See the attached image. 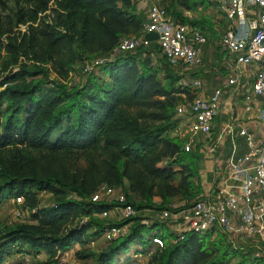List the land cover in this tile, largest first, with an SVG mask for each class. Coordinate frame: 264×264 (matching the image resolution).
Here are the masks:
<instances>
[{"label": "trees", "instance_id": "1", "mask_svg": "<svg viewBox=\"0 0 264 264\" xmlns=\"http://www.w3.org/2000/svg\"><path fill=\"white\" fill-rule=\"evenodd\" d=\"M23 1L31 8L19 11L18 23H27L20 40L0 41V56L2 51L8 55L3 70L17 66L0 75V202L21 196L30 220L3 229L0 264H9L4 257L13 253L46 255L55 262L73 244L80 246L77 258L95 264H126L138 253L147 257L146 264H248L249 252L234 247L217 228L190 231L168 243L156 229L163 223L144 224L138 216L88 220L117 205L90 200L101 184L120 186L137 208L158 210L172 198L190 202L201 197L199 155L185 151L183 141L171 135L180 121L175 107L181 96L190 100L195 95L181 83L191 77L177 73L161 55L144 64L153 51L139 47L87 70L83 83L48 80L50 71L65 77L77 59L92 63L104 57L121 37L139 34L144 22L133 0ZM52 2L53 19L37 21ZM163 2L175 21L214 32L206 19H189L174 10L190 8V0ZM153 49L159 53L156 45ZM21 55L29 63L20 61ZM80 158L84 164L77 163ZM41 191L52 195L50 204L40 205ZM124 224L128 232L106 239L100 252L84 247L93 236ZM145 233L151 244L136 248ZM157 233L165 240L163 247L152 243ZM250 264H264V256Z\"/></svg>", "mask_w": 264, "mask_h": 264}, {"label": "built area", "instance_id": "2", "mask_svg": "<svg viewBox=\"0 0 264 264\" xmlns=\"http://www.w3.org/2000/svg\"><path fill=\"white\" fill-rule=\"evenodd\" d=\"M214 2L235 26L220 35L221 48L235 56L238 65L254 63L257 66L252 84L253 95L264 104V0H208ZM148 31L158 34L155 41L147 40L144 35ZM206 37L197 27L188 23L175 21L166 8L152 2L148 6L147 20L139 34L125 35L104 57L96 58L86 70L100 65L108 59L136 48L150 49L155 44L159 54L169 62H179L185 67L199 66L202 62L200 46ZM155 61L153 52L149 55ZM194 90L190 100L176 105V114L180 118L176 128V137L183 141V149L192 151L193 133L210 136L213 122L219 113L222 87L215 88L210 95L199 93L203 89L200 77H193L185 82ZM237 83V75L229 77L224 86ZM250 99V96H246ZM191 123L187 129L186 124ZM189 133H191L189 135ZM245 143V152L227 163V174L221 179L210 194L190 202H185L180 209L173 205L155 210V217L161 223L171 227L169 232L182 240L187 232L202 234L210 228H218L230 234L240 232L245 236H257L264 240V135L257 139L241 128L238 131ZM216 142L209 148L213 152ZM22 197L13 198L16 203ZM92 202L116 203L111 209H105L99 217L105 218L116 214L118 219L140 217V222L151 224L145 216L150 209L137 208L127 202L125 194L114 186L99 185L90 195ZM115 210V211H113ZM129 224L120 227L111 226L102 235L105 239L126 234ZM152 243L163 247L165 240L159 233L152 238ZM24 258L27 255L24 254ZM143 264L139 254H133L129 263Z\"/></svg>", "mask_w": 264, "mask_h": 264}, {"label": "crops", "instance_id": "3", "mask_svg": "<svg viewBox=\"0 0 264 264\" xmlns=\"http://www.w3.org/2000/svg\"><path fill=\"white\" fill-rule=\"evenodd\" d=\"M150 3H152L150 0H133L135 12L141 16L143 22L147 20ZM212 27L214 29V32H211L212 37L207 31L203 32L206 41L200 46L201 64L192 67L183 65V69H176L186 78L200 77L203 89L199 93L203 96H208L215 88L223 86L219 113L213 122L211 135L193 133L191 137L193 150L199 155L198 166L203 196L210 194L212 185L217 186L226 176L227 163L245 152V143L238 131L243 128L257 139L264 135V104L260 98L253 95L252 90L257 66L254 63L238 65L235 56L221 48L219 39L223 32H220L216 22L213 21ZM222 27L224 28V25ZM170 63L173 67L181 64ZM234 74L237 75V83L224 86L225 80ZM246 96H250V99H246ZM186 128H191V123L186 124ZM214 142L216 145L213 152H210L209 148ZM208 175L210 179H207ZM136 248L141 246L136 245Z\"/></svg>", "mask_w": 264, "mask_h": 264}, {"label": "rangeland", "instance_id": "4", "mask_svg": "<svg viewBox=\"0 0 264 264\" xmlns=\"http://www.w3.org/2000/svg\"><path fill=\"white\" fill-rule=\"evenodd\" d=\"M151 2L158 3L160 5L164 6L163 0H150ZM191 7H181V6H175L174 10L176 12H179L180 14L187 16L189 19H198V18H204L208 21V24L212 27L213 21L216 22V25L220 28V32H224L228 29H231L235 26L234 23H230L226 20L224 13L218 8V6L214 2H209L208 0H205L203 3H200L199 0H190ZM31 8V5L25 3L23 0H0V41L4 44L9 42L10 40L12 42H15L16 40H20L21 34L25 31L27 27V23H18V17H19V11L20 9H27ZM52 8H55L54 2L50 3L49 10L39 13L37 15V21L40 19H45L48 21H51L53 19V11ZM171 14V12L169 11ZM36 25V23H34ZM224 25V28L222 27ZM206 30V29H204ZM212 30H208L207 33L212 37L213 34H211ZM155 44H152L150 46V49L148 51H153V54L155 56V59H159L160 54L158 52H155V50L152 48ZM143 55V54H142ZM8 58L7 52L2 51L0 56V75L2 73H6L7 70H16L17 66H11L7 70H3L2 66V60H6ZM20 61H27L22 55L19 56ZM27 63H29L27 61ZM50 65V64H48ZM89 66V62L83 61L80 59H77L76 63L73 65L72 68L69 69L68 73L65 77H59L54 72L50 71L48 74V80H52L57 83H66L68 85H73L75 83H83L86 80V67ZM179 67V68H178ZM173 70L176 69H183L182 64H178L177 66L172 67ZM179 73L178 71H176ZM164 71L159 72V77L162 76ZM98 74V73H96ZM100 75V74H99ZM181 100L179 102H183L184 100H189L186 96H181ZM178 117V115H176ZM175 129H173L171 132L172 136H176ZM78 164H84L83 159L77 160ZM210 175L207 176V179H210ZM204 185H206L204 183ZM117 189H121L120 186H114ZM211 189H215V185H212ZM123 192V191H122ZM124 193V192H123ZM203 195H201L202 197ZM39 197V203L41 206L50 204L51 201H53V197L48 192L41 191L38 194ZM191 200V199H190ZM23 201V199H22ZM134 201H138L137 199H134ZM154 201L156 203L160 202V199L155 197ZM192 201V200H191ZM185 202H188L186 200H178L177 198L171 199V205L174 207L182 206ZM22 202L16 203L12 199H4L0 202V234L2 233L3 229L7 226H11L13 224L17 223H25L29 221V215L28 210L22 208ZM115 211V210H113ZM155 210L150 209L148 214L146 213V217L149 219V222L152 224L154 222H159L157 218L155 217ZM97 216V215H96ZM92 216L88 218L95 219L98 218L102 223L107 222H118V217L116 214L111 215L109 217H105V219L101 217ZM84 220H87L84 219ZM104 220V221H103ZM157 225L156 229L159 230V233L161 235L165 236L166 242H170L176 239L175 233H170L169 230L171 227H168V225L163 224ZM94 227H90L88 229V232H93ZM217 233L222 234L224 238H226L228 241L233 242V246L236 248H240L245 252H249V262L256 258L258 260L261 258V256H264V240H261L257 236H245L244 234L240 232H233L230 234L222 232L220 229L217 228ZM145 233V238L143 239V242L141 244H138V247H147L151 244V241H149L148 236ZM217 238V235H212V238ZM165 243V242H164ZM107 246L106 239L104 235L92 237L87 243H85L84 247L89 248L90 250L94 252H100L102 249H104ZM135 245H132L131 248H134ZM136 247V246H135ZM80 248L79 245L73 244L70 246L68 250L60 251L56 257L53 260H56L53 262L46 255H38V254H31L27 255V258H24V254H18L13 253L9 254L4 257L5 263L9 264H95V261L91 258H77L75 256V251ZM151 252L155 249V246H151ZM134 250V249H133ZM138 253V252H137ZM132 254V253H131ZM141 255L140 253H138ZM238 258H233L232 262H236ZM141 261L143 264L147 263V257L144 255L141 257ZM124 264V263H121Z\"/></svg>", "mask_w": 264, "mask_h": 264}, {"label": "water", "instance_id": "5", "mask_svg": "<svg viewBox=\"0 0 264 264\" xmlns=\"http://www.w3.org/2000/svg\"><path fill=\"white\" fill-rule=\"evenodd\" d=\"M144 37L149 41H155L158 38V34L154 31H148L145 33ZM144 64L149 65L151 63V57L146 56L143 60Z\"/></svg>", "mask_w": 264, "mask_h": 264}]
</instances>
